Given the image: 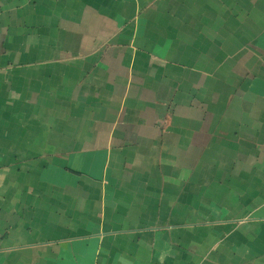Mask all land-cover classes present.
<instances>
[{
    "label": "crops",
    "instance_id": "1",
    "mask_svg": "<svg viewBox=\"0 0 264 264\" xmlns=\"http://www.w3.org/2000/svg\"><path fill=\"white\" fill-rule=\"evenodd\" d=\"M0 264H264V0H0Z\"/></svg>",
    "mask_w": 264,
    "mask_h": 264
}]
</instances>
